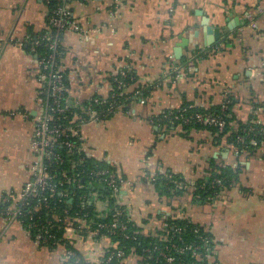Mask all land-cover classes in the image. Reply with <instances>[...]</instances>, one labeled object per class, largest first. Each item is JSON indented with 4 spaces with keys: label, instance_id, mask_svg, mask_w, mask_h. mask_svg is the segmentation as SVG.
<instances>
[{
    "label": "crops",
    "instance_id": "0c3cea01",
    "mask_svg": "<svg viewBox=\"0 0 264 264\" xmlns=\"http://www.w3.org/2000/svg\"><path fill=\"white\" fill-rule=\"evenodd\" d=\"M262 8L264 0L72 2L73 18L89 33L66 31L61 41L60 68L69 96L79 103L107 97L111 79L122 69L136 74L128 91L153 85L151 96H133L127 111L86 125L85 153L96 161L109 159L124 176L123 201L144 234L160 230L167 218L188 219L212 236V255L219 264H264V146L237 159L235 150L216 145L207 131L183 135L180 127L153 118L184 102L209 109L232 96L238 121L255 115L264 126ZM247 16L255 27L238 32ZM46 17L45 0H0V197L19 190L31 177V141L42 93L27 38L45 29ZM205 18L221 31L231 23L234 29L205 46ZM217 44L221 51L200 60L189 77H170L182 58ZM212 163L242 168L237 182L209 202L197 203L186 193L160 196L152 180L175 175L194 183L207 176ZM107 246L106 237L74 244L89 263ZM63 250H48L0 214V264H61Z\"/></svg>",
    "mask_w": 264,
    "mask_h": 264
},
{
    "label": "trees",
    "instance_id": "16d2710c",
    "mask_svg": "<svg viewBox=\"0 0 264 264\" xmlns=\"http://www.w3.org/2000/svg\"><path fill=\"white\" fill-rule=\"evenodd\" d=\"M88 0H71L72 2H86ZM47 6V14L50 15L56 7V3L51 0H45ZM48 33L52 36L55 35V30L48 32L47 30H42L38 33H30L28 36L31 39H41L42 35ZM64 34V33H63ZM63 34H59V38L62 41ZM40 45L37 47L40 54H48L50 51L44 46V41H40ZM221 44L224 42H220ZM221 44H217L215 47H209L206 50L195 49L192 51V58L184 57L178 63V72L171 70L170 77L173 80L179 79V77L187 78L193 72L183 69L186 64L191 61L193 62L195 68L198 62L202 59L209 57L215 53L221 51ZM28 45V44H27ZM29 50V45H28ZM64 47L62 44L58 47L57 57H56V69L63 74V81L66 87L65 95L70 97L67 90V77L66 73L61 70L60 65L62 58L64 56ZM125 72V77L120 75L118 72L110 83L111 90L106 99L107 103L104 105L94 104L92 100L85 101L81 103V108L76 111L81 117H84L85 109L90 105L98 111L106 110L108 103L114 100L117 110L127 111L129 109V104L134 99L133 96H138V98L146 99L150 97L153 92V85H137L133 91H128L130 86L136 84V74L133 70L122 69ZM137 94V95H136ZM113 97V98H112ZM93 98H100L101 96H94ZM235 100L232 96L226 97L224 101L211 107L209 109L202 108L199 106L191 105L190 103L184 102L180 108L172 111H165L159 116L153 119L158 120L162 125L180 127L183 135H187L191 132L207 131L216 145L224 143L226 146L237 151V159L241 156H252L254 155L262 146H264V126L260 124L255 115H252L246 122H240L236 119L232 112V106ZM116 109V108H115ZM180 109V110H179ZM179 110V112L177 111ZM173 112L170 117H164L166 113ZM214 113L222 117L224 121V126L220 130L217 126H204L195 123L192 119L184 124L181 121L182 117H191L194 113ZM181 115V117H180ZM177 116L178 118H176ZM239 138H243V141H238ZM254 141L255 143H251ZM102 168H107L103 161H96L89 157L85 159L83 166L78 167L81 171L82 177L80 179L81 184H83L82 189H75L74 187H66L70 192H73L74 197L72 199H61V192L63 187H58L55 198L50 202L51 206H54L52 212H30L32 211L29 206L23 207L24 216L21 217V227L34 239V235L37 232L34 228L28 229L26 225L28 224V218L31 214L35 220L44 221L46 219L53 220V227L50 228V233L54 235V239L49 240L45 244H41L50 251H55L59 248H66L75 253L65 262L61 264H95L89 263L83 259L80 253L74 247L75 241L68 242L64 239V233L60 225V221L53 219V215L66 216L63 214V209L70 208L68 210V216H72L75 213L78 215L87 214V219L93 221V223H105L110 224L116 221L114 228V234L105 235L109 240V246L106 248H111V251L117 252L120 250L124 253V258L120 259L114 257L111 261L112 264H219L216 260L214 262H209L205 257L208 254H212L213 251V238L212 236L201 226L192 223L185 218H167L164 225L160 230L154 233L144 234L141 229L137 226L135 221L130 217L129 212L124 209V206L120 207L117 200L110 190L105 186L103 177H91L90 172L93 170H99ZM241 165L237 164L236 167H230L223 164L212 163L210 165L209 171L207 173L208 182H204V179H199L194 183H189L184 181L175 175H156L154 179V184L156 185L157 191L160 196L167 198L173 196H179L181 194H189L192 196L193 201L197 203L209 202L208 198H215L224 189H229L231 186L237 182L238 175L241 172ZM124 177V176H123ZM214 178L221 180L222 185L218 186L211 183ZM182 183L185 189H177V184ZM92 186V187H90ZM95 190L101 193V201L106 202V211H102L100 215L94 212V205L89 203V198L95 193ZM81 195H86V201L80 198ZM198 196V199H195ZM58 197L61 199L58 202ZM6 204L0 202V210H4ZM83 207V209L81 208ZM119 210L121 212H119ZM118 211V212H117ZM86 219V220H87ZM106 229L100 230V233L107 234ZM167 239V241H166ZM204 241L208 243L204 244ZM174 244V247L171 245ZM200 245V249L197 251L199 254V259L193 255L189 248L193 246ZM156 247V249H155ZM179 248H186V251L179 253ZM149 249L152 251L151 255L146 252ZM158 251H167L166 253L172 257L173 261L167 263L165 259L160 257ZM79 258V261H76ZM134 259V263L132 260Z\"/></svg>",
    "mask_w": 264,
    "mask_h": 264
},
{
    "label": "built area",
    "instance_id": "2783aa9c",
    "mask_svg": "<svg viewBox=\"0 0 264 264\" xmlns=\"http://www.w3.org/2000/svg\"><path fill=\"white\" fill-rule=\"evenodd\" d=\"M56 3L55 9L50 15L47 14L46 26L44 30L50 32L55 30V35L52 36L48 33L42 35L41 39L27 38L29 45V52L36 58L37 62V81L41 87L42 96L39 97L41 105L40 114L34 119L35 128L33 138L31 141V149L34 154V161L31 166V177L24 185L17 191L7 192L0 197V202L6 204L4 210H0V214L5 216L10 222L21 223V217L24 216L23 207L29 206L33 213L36 212H52L54 206L50 202L55 198L58 187H63L61 192V199H72L73 192H70L66 187H74L75 189H82L84 186L81 184L82 177L81 171L78 167H82L87 155L85 153V137L83 128L89 124H100L109 120L116 114L117 106L114 100H111L106 110L98 111L92 106H88L84 113L85 116L81 117L76 114V111L81 108L79 101L67 97L66 87L63 81V74L56 69L57 50L61 44L59 34L66 31L87 36L88 30L82 28L77 21L73 18L71 11V0H51ZM264 14V8L261 9ZM247 23L238 28V32L244 30L246 26L255 27V21L252 17H246ZM44 41V46L50 51L48 54H40L37 47ZM193 71L195 66L193 62L189 61L183 69ZM178 71V67L175 68ZM120 75L125 77V72L120 71ZM109 97L91 98L92 102L96 105H104L107 103L106 99ZM113 98V97H112ZM116 108V109H115ZM180 110V109H179ZM179 110H177L179 112ZM173 112L166 113L164 117H170ZM178 118L177 116H175ZM181 117V115H180ZM204 126H217L220 130L224 126L222 117L214 113H200L196 112L191 117H182L181 121L186 124L190 120ZM238 141H243L239 138ZM251 143H255L251 141ZM237 154V151L235 150ZM107 168L93 170L90 172L91 177H103L105 186L110 190L112 196L117 200L118 205L124 206V209L129 212L128 207L123 201V186L126 184V179L114 167L111 161L107 158L102 160ZM204 182H208L207 176ZM154 181V179H152ZM211 183L221 186V180L214 178ZM92 187V186H90ZM179 189H185L182 183H178ZM101 193L95 190V193L89 198V203L94 205V212L98 215L102 211H106L107 203L101 201ZM82 200L86 199V195H81ZM195 196V199H198ZM58 197V202L61 201ZM213 198H208L212 201ZM86 201V200H84ZM83 209V207H81ZM63 209V214L66 216L53 215V219L60 221L64 233V239L68 242H76L77 240H97L105 238V235L114 234L116 221L113 223H93L87 219V214L78 215L75 213L68 216V210ZM122 211V210H121ZM119 210V212H121ZM118 212V211H117ZM87 219V220H86ZM28 229H35L37 232L34 235L36 242L45 244L49 240L54 239V235L50 233V228L53 227V220L46 219L37 221L30 214L28 218ZM106 229L107 234L100 233V230ZM167 241V239H166ZM208 241H204V244ZM174 247V244L171 245ZM200 245L189 248L194 256L199 259L197 251ZM156 249V247H155ZM186 248H179L178 252L183 253ZM146 252L151 255L152 251L147 249ZM159 256L165 259L167 263L173 261L166 252L158 251ZM213 252V251H212ZM211 252V253H212ZM75 256V253L64 248L61 262H65ZM114 257L123 259L124 253L120 250L117 252L111 251V248H106L102 251V255L95 262V264H112L111 261ZM209 262H214L212 254L205 256ZM79 261V258H76Z\"/></svg>",
    "mask_w": 264,
    "mask_h": 264
},
{
    "label": "water",
    "instance_id": "95a60500",
    "mask_svg": "<svg viewBox=\"0 0 264 264\" xmlns=\"http://www.w3.org/2000/svg\"><path fill=\"white\" fill-rule=\"evenodd\" d=\"M203 27H204V34H203L204 45L210 46L214 42H216L220 39L222 33L226 34V33H229L230 31H232L234 29V23L229 24L225 29H223L221 31L220 28H215V27L209 26L208 20L205 18L203 21ZM181 46L182 45H179V47H181ZM176 58H179V55H176Z\"/></svg>",
    "mask_w": 264,
    "mask_h": 264
}]
</instances>
